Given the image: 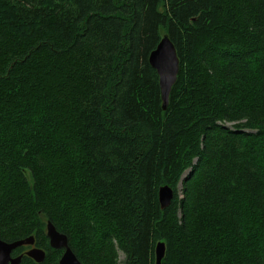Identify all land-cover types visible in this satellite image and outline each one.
<instances>
[{"label":"trees","instance_id":"1","mask_svg":"<svg viewBox=\"0 0 264 264\" xmlns=\"http://www.w3.org/2000/svg\"><path fill=\"white\" fill-rule=\"evenodd\" d=\"M48 220L81 264H264V0H0V239L45 251L20 264H58Z\"/></svg>","mask_w":264,"mask_h":264},{"label":"water","instance_id":"2","mask_svg":"<svg viewBox=\"0 0 264 264\" xmlns=\"http://www.w3.org/2000/svg\"><path fill=\"white\" fill-rule=\"evenodd\" d=\"M149 64L156 70L159 77L160 97L165 108L169 102V94L172 86L176 82L179 72V59L176 53L175 46L165 35L158 43L156 49L149 54ZM173 199V190L165 185L158 189V202L161 209L167 207ZM48 235L51 237L50 245L55 248H64L65 252L62 255L59 264H80L76 256L68 246V240L65 236L56 233L55 228L48 223ZM33 236L24 240H16L13 242H4L0 240V264H20L21 255L12 258L10 253L12 250L24 245L33 244ZM165 244L159 242L155 249V264H161L164 256ZM27 256L34 258L38 263L42 262L45 257V252L39 248H32L26 252Z\"/></svg>","mask_w":264,"mask_h":264},{"label":"bare ground","instance_id":"3","mask_svg":"<svg viewBox=\"0 0 264 264\" xmlns=\"http://www.w3.org/2000/svg\"><path fill=\"white\" fill-rule=\"evenodd\" d=\"M165 35H167V34H163L162 35V37H161V39H160V41L162 40V38L165 36ZM168 38H169V36H168ZM170 39V38H169ZM171 40V39H170ZM159 41V42H160ZM172 42V41H171ZM173 43V42H172ZM158 45V44H157ZM174 45V44H173ZM157 47V46H156ZM156 47L152 50V51H154L155 49H156ZM176 49V48H175ZM151 51V52H152ZM150 52V53H151ZM149 53V54H150ZM176 53H177V51H176ZM178 56V55H177ZM149 57V56H148ZM179 59V58H178ZM148 62H149V60H148ZM151 66V65H150ZM155 70V69H154ZM156 71V70H155ZM157 73V72H156ZM178 75V74H177ZM177 79V78H176ZM158 81H159V77H158ZM158 84H159V82H158ZM175 84V83H174ZM173 87V86H172ZM172 89V88H171ZM171 92V91H170ZM170 95V94H169ZM161 98V97H160ZM161 102H162V100H161ZM168 105V104H167ZM167 108V106L164 108L163 107V102H162V109L163 110H165ZM165 185H167V184H165ZM165 185H161V186H165ZM161 186H159V188L161 187ZM167 186H169V185H167ZM170 187V186H169ZM158 188V189H159ZM171 188V187H170ZM172 189V188H171ZM173 190V189H172ZM157 195H158V192H157ZM159 203V202H158ZM160 206V205H159ZM48 223H50L54 228H55V230H56V233L57 234H59V235H62V236H65L66 238H67V236L65 235V234H63V233H61V232H59L57 229H56V227L52 224V222L51 221H46V227H45V230H46V237L48 238V243H49V246L51 247V248H53V249H60V250H62V254H61V256H60V258H59V260H58V264L60 263V260H61V258H62V255L64 254V252H65V249L64 248H55V247H52L51 245H50V242H51V237L48 235ZM31 236H33V235H30V236H28V237H25V238H22V239H17V240H24V239H26V238H29V237H31ZM33 238H34V236H33ZM1 241H4V242H13V241H16V240H13V241H5V240H2V239H0ZM67 240H68V238H67ZM159 242H163V241H158V242H156V244H155V247H154V264H155V249H156V245L159 243ZM164 243V242H163ZM34 244H35V239H34V243L33 244H24V245H22V246H28V249L27 250H25V252H24V254L26 255V252L28 251V250H30V249H32V248H39V247H36V246H34ZM165 244V243H164ZM68 246H69V244H68ZM21 247V246H20ZM19 248V247H18ZM69 248H70V246H69ZM17 249V248H16ZM39 249H41V248H39ZM71 249V248H70ZM165 249H166V246H165ZM15 250V249H14ZM14 250H12V252L14 251ZM41 250H43V249H41ZM44 251V250H43ZM72 251V250H71ZM12 252L10 253V256L12 257V258H14V257H17V256H19V255H21L22 257H23V254H18V255H12ZM45 252V251H44ZM73 252V251H72ZM73 254H74V252H73ZM75 255V254H74ZM27 256V255H26ZM76 256V255H75ZM164 256H165V251H164ZM164 256H163V258H164ZM22 257H21V259H22ZM28 257H30V256H28ZM31 259H33L35 262H37L34 258H32V257H30ZM45 258V257H44ZM76 258H77V256H76ZM162 258V259H163ZM78 259V258H77ZM78 261L80 262V260L78 259ZM162 261V260H161ZM38 263V262H37ZM41 263V262H40ZM80 264H81V262H80Z\"/></svg>","mask_w":264,"mask_h":264},{"label":"rangeland","instance_id":"4","mask_svg":"<svg viewBox=\"0 0 264 264\" xmlns=\"http://www.w3.org/2000/svg\"><path fill=\"white\" fill-rule=\"evenodd\" d=\"M230 125V124H228ZM188 172H185L183 174V178L187 175ZM181 182H179V185H178V188L180 189L181 188ZM180 191V190H179ZM182 197V196H181ZM123 259H124V256L121 252H119V255H118V260H117V264H123Z\"/></svg>","mask_w":264,"mask_h":264}]
</instances>
